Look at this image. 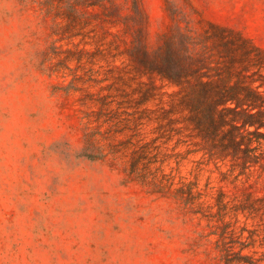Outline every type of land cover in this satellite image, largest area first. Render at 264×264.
I'll use <instances>...</instances> for the list:
<instances>
[{"label": "rangeland", "instance_id": "rangeland-1", "mask_svg": "<svg viewBox=\"0 0 264 264\" xmlns=\"http://www.w3.org/2000/svg\"><path fill=\"white\" fill-rule=\"evenodd\" d=\"M224 81L264 99V0H0V264H222L223 227L264 264V104L211 141Z\"/></svg>", "mask_w": 264, "mask_h": 264}, {"label": "trees", "instance_id": "trees-1", "mask_svg": "<svg viewBox=\"0 0 264 264\" xmlns=\"http://www.w3.org/2000/svg\"><path fill=\"white\" fill-rule=\"evenodd\" d=\"M229 70H227V73ZM254 82V81H252ZM201 85H213L210 83H204L201 82ZM232 85H241L240 83H235V84H229L228 82L222 84L220 87L213 88L214 92V98L211 99L208 104H206V107H204L203 112L201 115L204 119V122L209 125L204 132L209 133V137L211 141L216 142L218 135L221 136L226 133V131H223V126L225 122V115L224 113L226 111H232L233 107H230V103H238L239 100L243 101V104H246L247 107L250 109H254L255 114L254 117H257L258 114L262 113L260 111V107L264 104V99L261 93L258 90L251 89L245 87V91L247 92V97L244 96L243 98H240L238 95H235L233 89L234 86ZM258 85H262V83H258ZM201 119V118H200ZM263 117H259L256 119V121H246L245 124L253 125L256 127V132L257 133V140L260 137V133L257 131V128L260 126H264L263 124ZM202 121V120H201ZM233 132H228L226 136L232 135ZM219 146L225 147L223 143V139L219 140ZM254 149L255 147H249L247 150L250 151V149ZM253 156H255L253 154ZM137 163L134 164V170L138 169ZM172 177L169 174H162L161 177L157 180L156 189L155 191H159L161 193H169L182 203L187 206H192L195 204L200 203V198H201V192L196 189L195 185L196 183L193 181H184L181 180L179 181L177 187L174 189L172 188ZM170 190V191H167ZM220 200H218V203ZM200 212V211H196ZM227 227H223L219 233L214 232L215 234H218V239H217V247L219 248V251L221 252V262L222 264H258L252 256L244 255L241 253V250L244 248L242 245L240 247L239 251H234L233 247L235 245V241L232 238L226 239V230Z\"/></svg>", "mask_w": 264, "mask_h": 264}]
</instances>
